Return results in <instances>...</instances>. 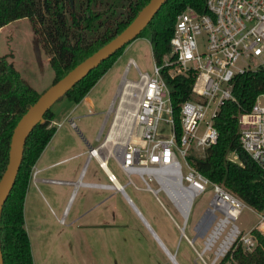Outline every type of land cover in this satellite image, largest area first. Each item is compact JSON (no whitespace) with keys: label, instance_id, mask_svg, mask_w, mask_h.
Returning a JSON list of instances; mask_svg holds the SVG:
<instances>
[{"label":"built area","instance_id":"2783aa9c","mask_svg":"<svg viewBox=\"0 0 264 264\" xmlns=\"http://www.w3.org/2000/svg\"><path fill=\"white\" fill-rule=\"evenodd\" d=\"M204 9L198 11L188 6L177 14L169 39L170 53L160 62L153 60L150 72L142 71L134 58L128 59V64L137 71L138 81L128 79L125 94H132L137 88L138 99L133 109L125 108L124 114L118 112L124 108L119 104L116 106L113 113L116 123L107 139L119 142V137H123L122 151L111 153L114 160L128 182H131L130 174H137L145 189L155 193L162 190L167 195L180 221L158 200L181 231L188 223L195 197L207 187L211 188L209 205L194 224V240L197 235H203L201 250L195 249L205 264H214L233 245L240 244L245 251L256 247V232L264 236V208L250 207L222 183L209 179L195 167L189 156H202L205 148L217 140L214 119L221 105L234 98L231 91L233 76L246 70H264V0H204ZM165 67L170 77L177 74L194 77L190 96L179 103V135L169 86L162 74ZM261 96L264 93L257 95L250 109L238 114V131L241 146L260 166L264 176V102L260 100ZM129 116L133 123L127 122ZM62 122L52 119L50 124L57 128ZM70 122L74 125L72 120ZM162 123L167 128H163ZM102 144L88 148V158L94 157L100 165L102 157L108 161V155H101ZM231 154L237 157L230 153V159ZM234 161L240 162L238 157ZM37 171L33 164L30 177ZM84 171L83 167L74 186L123 190L122 185H115L114 172L103 182L85 180ZM151 179L157 183L156 188L150 186ZM187 195H190L189 199ZM246 205L256 212L257 219L250 227L242 229L236 221ZM184 236L193 245L194 240L191 241L185 232ZM203 255H207L208 261Z\"/></svg>","mask_w":264,"mask_h":264},{"label":"trees","instance_id":"16d2710c","mask_svg":"<svg viewBox=\"0 0 264 264\" xmlns=\"http://www.w3.org/2000/svg\"><path fill=\"white\" fill-rule=\"evenodd\" d=\"M149 0H0V26L28 17L36 37L49 58L53 70L51 83L57 81L76 63L122 30ZM204 11V0H165L138 36H147L153 59L160 62L170 53L169 39L177 14L186 7ZM137 36V37H138ZM128 44V43H127ZM126 44V45H127ZM124 45L90 70L64 95L78 102L107 71ZM7 54L0 55V176L8 161L11 133L17 120L42 92L35 89L16 69ZM162 74L169 86L176 133H180L179 103L190 96L194 77ZM233 99L221 105L214 124L217 140L207 146L202 156L191 154L195 167L214 182L222 183L250 207L264 208V176L260 166L239 141L238 114L251 108L258 94L264 93V70H246L231 80ZM53 106V105H52ZM52 106L29 132L14 183L0 214V244L4 264H34L30 240L24 225V198L31 167L55 131L50 124ZM237 154L238 161L229 158ZM258 244L245 251L233 245L214 264H264V236L256 232Z\"/></svg>","mask_w":264,"mask_h":264},{"label":"rangeland","instance_id":"374dc122","mask_svg":"<svg viewBox=\"0 0 264 264\" xmlns=\"http://www.w3.org/2000/svg\"><path fill=\"white\" fill-rule=\"evenodd\" d=\"M4 25L5 27L0 29V55L7 54V58L13 61L21 76L38 91H43L51 84L54 73L49 62L45 60L48 56L34 33L31 21L28 17H20ZM122 55L120 61L108 69L99 80L91 93L92 97H96L102 92L108 94L107 92L117 85L124 70L125 60L129 56L135 59L142 71L150 72L152 70L154 59L147 36H138L131 40L125 46ZM125 76L138 81V74L133 66L128 69ZM120 85L123 84L120 83ZM120 89L117 90L115 110L121 101ZM125 97L126 100L121 102L124 109H120L119 114H124L125 108L130 110L134 108L138 99V89L134 88L132 94H126ZM260 100L264 102V96H261ZM56 105L57 102L53 104L52 109H55ZM57 116L58 119L61 117ZM113 116L111 115L109 121L105 125L103 124L102 133H99L98 140H93L92 144L104 143L100 147L101 155H108L110 159H108L107 165L115 173L118 181L124 185L125 192L136 207L133 208L122 191L117 189L107 190L108 195H99L101 190L97 188L80 186L75 189L72 195H62L63 188L67 187L66 191L72 192L73 187L57 183L39 184L38 188L30 190L32 195H27L26 211L24 210L26 224H29L28 235L35 255V264H175L166 253L165 248L157 242L150 229L142 221L136 209L164 241L166 248L175 255L177 264H195L193 261L195 257L197 264H205L196 251V249L201 250L203 235H197L193 245L188 244L182 231L159 202L161 200L170 214L180 221V216L167 195L162 190L155 193L143 188L144 183L137 174H130L132 183L126 182L128 178L114 164L111 153L119 154L122 151L123 137H119V142L107 139L114 121ZM127 122L133 123L134 121L129 116ZM99 123L94 125L92 122L89 125L90 128H93V134L96 131L98 133L101 127ZM64 126L71 128L68 120ZM161 126L167 128L163 123ZM230 156L237 160V157L232 154ZM85 158L84 154L75 161L84 164ZM98 167L95 158H91V161L85 164L84 172L86 174L83 178L90 180L88 179L90 172L98 171ZM149 184L152 188L157 187V183L153 179L149 180ZM30 191L27 193L30 194ZM211 193V188L207 187L194 199L188 223L184 228V232L189 238L194 236V224L209 205ZM102 196L107 199L97 206L95 211H102L103 214L107 211V225L82 230H76L75 225H70L69 221L76 213L77 208L81 210L82 201L90 200L93 204ZM66 202H68L67 207L64 209L63 205ZM63 209L65 214H63ZM68 211L69 214L66 215ZM91 213L94 215L95 212ZM110 214H113L112 220ZM256 219V212L246 205L242 208L236 222L242 229H247ZM207 253L212 256L211 251ZM203 256L208 261L207 255ZM227 264L229 263L227 262Z\"/></svg>","mask_w":264,"mask_h":264},{"label":"crops","instance_id":"0c3cea01","mask_svg":"<svg viewBox=\"0 0 264 264\" xmlns=\"http://www.w3.org/2000/svg\"><path fill=\"white\" fill-rule=\"evenodd\" d=\"M4 27H5V25H2V26H0V29H3ZM122 54H123V51L119 54V56L115 59V61L112 63V65L108 69H110L112 66L117 64L118 61H120V59L123 56ZM130 57L131 56L127 57L125 60L124 70H123L121 76L119 77L117 85L112 87V89H110L107 92L108 94H105L102 92L101 94H98V96H96V97L91 96V93L94 91L95 86L99 83V80L102 79L104 74L108 71V69H107V71L96 81V83L87 91V93L83 96V98H81V100H79L78 102H74V101L69 100L67 98H62V99H60V101H57V105H56L55 109H53V111H54L53 120L54 121H63V122H62L61 126L55 128L53 135L51 136L50 140L45 145L42 152L40 153V155L38 156L37 160L34 163V165L38 169V171L32 178L30 177V181L27 185L26 192H25L24 207H25V203L28 201L27 195H32V193H31L32 191H30V190H34L35 188H38L39 184L57 183V184H67V186L70 185L73 187L71 190L72 192H67L66 191L67 187H65V189L63 188L62 189V195H72L73 192L75 191V187L77 189L78 187L82 186V185L74 186V183L78 180L79 175H80L83 167L85 168V164L87 162L91 161V158H94V157L88 158L87 143H89L93 146V144H92L93 140L97 141L98 140V133L99 132L102 133L101 129H102L103 124L105 125V123H107L109 121L110 116L113 115V112L115 110L114 104H115V101L117 98L116 97L117 90L120 89L119 85H120V83L123 84L122 86L120 85L121 86V89L119 90V95H120V94H122L123 86L126 85L125 82L128 80V78L125 76V74L128 71V69L133 66L132 64H128V59ZM45 60L49 62V58H46ZM57 115H59L61 117L58 119ZM67 120L69 121L71 128L64 126V123ZM70 120H72L74 122V125L71 124ZM92 122L94 125L97 122H100L99 124L101 127H100L98 133L96 131L97 134L96 133L93 134V128H90V126H89V125H91ZM75 127L79 128V130L81 131L85 141L77 133ZM72 128H74V129H72ZM84 154L86 155L84 164L83 163L81 164L80 161H75V160H77V158L79 156L84 155ZM108 159H110V158L108 157ZM95 160L99 166L98 167L99 169H98V171L90 172V174H89L90 178H88V179L94 180V181H103V182L108 181V174H111L113 171L107 165V162H106V166H104L102 164L100 165L97 159H95ZM114 164H116L118 166V164L116 163L115 160H114ZM84 174H86V172H84ZM43 178L64 179V180H70L72 182L71 183H58V182L44 180ZM116 180H117V184L119 186L120 185L123 186V190H121L122 193L125 196L128 195L125 192L124 185L120 181H118L117 178H116ZM126 182H128V181H126ZM132 182L133 181L131 179L130 183H132ZM143 188H144V186H143ZM97 189L101 190L99 195H108L107 194L108 189H104V188H97ZM27 191H30V194H28ZM103 191H105L106 193H104ZM50 195H54V194H50ZM29 198L31 199V196H29ZM106 199L104 196H102L98 201H96L93 204H91L90 200L82 201L81 206H80L81 210H79L77 208L76 213L72 216V218L69 221L70 225H75L76 230H82V229H86L89 227L98 228V227L107 225V219H108L107 211H105L104 214L102 213V211H99V210L95 211V208L97 206H99ZM66 201H68V200H66ZM67 203L68 202H66V204L63 205L64 209L67 207ZM130 204L132 205L133 208L136 207L134 202H133V204L135 207L133 206V204L131 202H130ZM64 209H63V212H64ZM24 210L26 211V207ZM25 211H24V225H25V229H26L27 233H29V226H28L29 224H26ZM136 211H137V209H136ZM91 212H93V213L95 212L94 215ZM63 214H65V212ZM68 214H69V211L66 213V215H68ZM139 214H140V212H139ZM110 215H111V220H112L113 214H110ZM140 218L142 219L143 222L147 221L142 214H140ZM146 224L147 223H145V225ZM147 227L150 229V231L152 230L151 227H149V226H147ZM152 234L155 235L154 232H152ZM155 236H157V238L159 239V240H157V238H156L157 242L160 245H162L164 248H166L164 241L157 234ZM192 238H194V236ZM185 240L188 242L189 245L191 244L187 238H185ZM30 246H31L33 262L35 264V255L33 252L31 241H30ZM169 252L172 253L170 250H169ZM193 261L195 264H197V258L196 257L194 258Z\"/></svg>","mask_w":264,"mask_h":264},{"label":"water","instance_id":"95a60500","mask_svg":"<svg viewBox=\"0 0 264 264\" xmlns=\"http://www.w3.org/2000/svg\"><path fill=\"white\" fill-rule=\"evenodd\" d=\"M69 1L72 5L73 0ZM164 1L165 0H149L122 30H120L115 36L98 47L92 53L87 55L81 61L76 63L57 81L51 83L22 113L15 126L13 127L9 144L8 161L5 169L0 176V214L3 203L6 200L8 193L14 183L22 160L24 143L31 129L39 121L42 120L43 115L47 111V109H49L55 102H57L58 98L64 95L65 92L70 89L76 82L87 75L90 70L98 66L99 63H101L103 60L111 56L115 51L136 38L138 34L146 27L148 22L152 19V17L161 7ZM75 129L77 133L83 138V135L79 128L75 127ZM91 146V144L87 143L88 148H90ZM126 197L128 201L133 204L131 198L128 197V195H126ZM137 213H139L138 210ZM144 222L147 223L146 225L150 227L147 221ZM193 240L194 238L191 239V241ZM0 264H4L1 244Z\"/></svg>","mask_w":264,"mask_h":264},{"label":"bare ground","instance_id":"6f19581e","mask_svg":"<svg viewBox=\"0 0 264 264\" xmlns=\"http://www.w3.org/2000/svg\"><path fill=\"white\" fill-rule=\"evenodd\" d=\"M127 92V87H126V85H124L123 86V88H122V94H121V101H120V104H119V106L121 107L122 105H121V102L123 101V100H126V97H125V93ZM124 106V105H123ZM116 123V120H114V122H113V124H112V126H111V129L114 127V124ZM110 132V131H109ZM101 156V155H100ZM100 163L102 164V165H104V166H106V160H105V158L104 157H102L101 159H100ZM158 174L160 175L161 174V172L160 171H158ZM114 183H115V185L117 186V187H120L118 184H117V180H116V178H114ZM190 198V195H187V199H189ZM140 215V214H139ZM152 231V230H151ZM153 232V231H152ZM182 233H184V231H182ZM156 235V234H155ZM154 235V236H155ZM183 236H184V234H183ZM155 238H157V236H155ZM157 240H159L158 238H157ZM161 243V242H160ZM165 250L167 251L166 253L168 254V256L170 257V259L175 263V264H177L176 263V259H175V255L174 254H172V253H170L169 252V250H167L166 248H165Z\"/></svg>","mask_w":264,"mask_h":264}]
</instances>
